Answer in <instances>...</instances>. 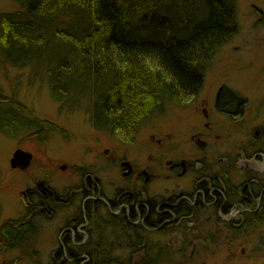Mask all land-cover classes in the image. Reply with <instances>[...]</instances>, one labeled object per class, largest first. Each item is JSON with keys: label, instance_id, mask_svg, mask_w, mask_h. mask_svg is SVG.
<instances>
[{"label": "rangeland", "instance_id": "obj_1", "mask_svg": "<svg viewBox=\"0 0 264 264\" xmlns=\"http://www.w3.org/2000/svg\"><path fill=\"white\" fill-rule=\"evenodd\" d=\"M231 1L235 7L237 27L204 72L201 88L194 100L196 110L190 104L167 106L146 119L135 135L123 141L115 139L91 119L93 92L90 86L73 80L70 84L75 85L69 93L61 96L54 94L51 83L53 73L49 69L55 66L54 61L60 57L49 64L44 56L51 49L56 51L57 56L65 52L75 55V48L70 46V51L68 47H61L60 41L50 39L49 47L41 49L39 60L23 59L16 63L7 57L5 49L0 46V95L4 102L19 103L26 112L24 115L31 117L35 123H48L47 127H31L24 131H21L24 125L19 124V127L9 131L14 133L12 135L0 133V264H51L58 232L64 225V218L67 220L80 204V190L86 179L100 180L106 195L111 198L119 195L122 188L136 186V181L125 178L126 174L123 175V170L118 167L116 162L121 157L130 159L135 168L148 170L155 175L146 186V191L153 197L155 189L167 188L171 182L167 177L171 158H184L181 155L188 152L189 158L184 159L194 161L200 159L202 154L238 151L241 157L238 166L243 170L238 173L240 180L251 176L250 167L264 171L263 162L256 159L246 161L242 157L244 150H256V146L261 144L252 138L255 131L259 132L257 140H264V0ZM200 6L197 12L200 8L203 10V5ZM18 10L13 0H0V14ZM72 14L59 16V23L67 25L69 18L75 20V30L81 32L84 21L88 19ZM202 14L203 11H200ZM149 26L142 30H152L153 20ZM50 46L53 47L50 49ZM71 54L70 66L74 69L75 58ZM220 89L233 91L245 102L244 116L235 123L213 113L214 98ZM9 103L6 102L7 105ZM3 108L5 110L6 107L0 106V109ZM201 109L209 115L208 119L203 120ZM194 118L201 120L198 123ZM206 123L207 128L204 126ZM6 127L7 124L0 119V130H7ZM261 148L264 150V147ZM17 149L32 154L26 169L10 167L9 161ZM113 156L116 160H113ZM174 175L179 179L173 181L172 185L174 182H188L187 174L182 177ZM39 188L59 194L56 196L62 201L55 204L48 202L49 208L55 210L51 218L39 215L28 219L29 212L25 207L26 198L29 197L27 191H37ZM10 220H29L34 233L28 235L30 238L27 241L17 242L8 248L13 242L2 235V228L5 223L10 224ZM230 222L223 223L231 227ZM250 226L246 230L238 227L237 232L232 234L231 230L224 228L221 240H218V250L205 249L207 244L204 240H196L195 244L201 246L200 252L193 255L195 264H264V221L252 222ZM110 231L113 233V229L108 228ZM208 231L211 232L209 226L198 223L194 234L203 238ZM113 234V239H117L121 247L110 250L111 255L117 257L116 261L119 262L130 258L132 264L144 259L147 248L154 252V259H171L173 255L164 248L174 249L181 241L180 236L165 239L164 234L158 236L153 232L150 236L145 233L138 236L139 232H131L133 238L128 246V239L125 240L120 232ZM5 239L7 243L4 244ZM96 243L98 239H93L89 254L106 256L100 254L104 251L94 246ZM89 254L84 257L91 261ZM108 258L112 260L109 255Z\"/></svg>", "mask_w": 264, "mask_h": 264}, {"label": "trees", "instance_id": "obj_2", "mask_svg": "<svg viewBox=\"0 0 264 264\" xmlns=\"http://www.w3.org/2000/svg\"><path fill=\"white\" fill-rule=\"evenodd\" d=\"M13 1L19 10L0 14V46L5 49L7 57L16 63L23 59L39 60L41 49L49 45L50 39L60 41L59 45L70 51V46L75 48V55L65 52L57 56L50 46L51 50L44 56L49 64L60 57L49 69L53 73L54 94L69 93L75 85L70 84L73 80L87 84L93 92L95 124L108 134L124 139L133 136L149 114L154 112L155 116L167 106L187 104L201 88L210 61L231 39L237 27L231 0ZM76 5L89 16L81 32L75 30L76 25L66 29V24L59 23V16L68 17L67 14L73 11L70 8ZM200 5L205 13L197 20L194 14ZM162 7L157 22H154V30L150 29L147 35L137 36L135 29L128 27V19H136L141 26L149 25L150 11ZM74 22L69 18V23ZM70 54L75 58L74 69L70 66ZM139 92H143V99L136 102ZM4 100L0 95V106L6 107L0 109V119L7 124V130L1 129L0 133L12 135L14 133L9 131L19 124L24 125L21 131L47 127V122L35 123L31 117L25 116L26 112L19 103L6 101L7 105ZM245 191L243 188L242 192ZM108 222L115 225V232L122 233L125 240L131 235L126 225L115 222L110 216ZM134 232L144 233L142 228ZM107 238L108 243L104 244L99 235L96 238L98 243L94 244L104 251L100 254L106 256L97 254L98 259L97 255L89 254V264H121L122 261H116L118 258L110 253L121 245L117 240L113 242L112 234L109 233ZM132 244L135 247L137 241L135 246L134 242ZM146 253L147 258L135 264H149L154 252L147 248ZM157 259L154 264L159 262ZM165 263L170 264V261ZM125 264H132L131 259Z\"/></svg>", "mask_w": 264, "mask_h": 264}, {"label": "flooded vegetation", "instance_id": "obj_3", "mask_svg": "<svg viewBox=\"0 0 264 264\" xmlns=\"http://www.w3.org/2000/svg\"><path fill=\"white\" fill-rule=\"evenodd\" d=\"M243 103L245 102L240 100V97L233 91L220 89L214 98L213 113L223 117L226 121L235 123V120L244 116L245 105ZM190 105H193L196 110L194 102ZM201 111L203 120L208 119L209 115L204 109ZM194 119L198 123L201 120ZM204 126L207 128L208 124ZM259 129L263 130L262 127ZM256 136H259L258 131L254 132L252 138L256 139L254 141H259L262 146L261 144L256 146V150H244L245 155L242 157L246 161L259 160L264 165V150L261 148L264 147V140H257ZM181 156L189 158L190 152ZM196 157L197 155L193 158ZM199 157L201 158L194 161L178 158V156L171 158L170 174L167 176L168 181L171 180V182L167 188L154 190V203L151 206L142 200L143 194H150L146 191V186L155 176L148 170L137 169L132 165L130 174L124 177L134 179L136 186L131 189H120L119 195L113 198L106 195L100 180L87 177L88 179L82 184L80 190L82 196L80 204L77 205V209H74L77 212L73 211L69 220L63 221L64 225L58 232L55 246L58 262L87 261V257L79 259L74 257L89 254L92 240L99 235L103 237L102 243L107 244L109 233L112 234V239L115 235L113 233L119 234L115 232V225L108 222L109 216L115 222H121L125 214L127 219H135L136 226L142 229L154 226V235L164 234L165 239L180 236L181 241L174 249L164 248L171 252L172 258L157 259L164 264L166 261H170V264H195L193 255L200 252L201 246V244H195L196 240H204L205 245L207 244L205 249L210 247L212 250H218L217 245H220L218 240H221L224 228L231 230L232 234L237 232L238 227L246 230L251 227L252 222H263L264 176L261 178V175H264V171L250 167L251 176L242 177L240 180L238 173L243 170L238 166L241 158L238 151H231L228 154L220 152L202 154ZM113 160H116L114 156ZM123 161H125L124 157L117 159L120 167ZM122 170L124 175L127 169ZM174 174L181 177L187 174L188 182L186 180L182 184L174 182L172 185L173 181L179 179ZM243 188H246L245 193L242 192ZM38 190L27 191V197H29L26 198L25 207L29 212L28 219L42 214L51 217L55 210L49 208L48 202L55 204L62 201L59 196H56L59 194L55 195L50 189L39 188ZM43 195L51 199L47 200ZM228 221H231V227L223 223ZM25 223L30 225L29 220ZM198 223L209 226L211 232L208 231L203 238L194 234ZM108 228L113 229V233L108 232ZM128 238H132V235ZM6 239L4 244L7 243ZM116 240L113 239V242ZM212 242L215 244L211 245Z\"/></svg>", "mask_w": 264, "mask_h": 264}, {"label": "bare ground", "instance_id": "obj_4", "mask_svg": "<svg viewBox=\"0 0 264 264\" xmlns=\"http://www.w3.org/2000/svg\"><path fill=\"white\" fill-rule=\"evenodd\" d=\"M80 5H82V3L80 4ZM83 6V5H82ZM164 7V6H163ZM163 7L162 8H160V9H158V11L157 10H152V11H150V15H149V21H152L153 20V22H157V20H158V18H159V14H160V12L163 10ZM199 7H201V6H199ZM70 10H73V11H70V12H72V13H74V14H76V15H78V16H81V17H85V18H88L89 16H88V14H87V12H85V10H83L80 6H78V5H76L75 7H72V8H70ZM200 11H203V13H205V10H201V8H200V10L197 12H195V19H197V20H200L201 19V15H200ZM133 13L135 12L136 13V10L135 11H132ZM155 14V15H154ZM203 15V14H202ZM147 16H148V14H147ZM22 17V16H21ZM72 23H68L67 24V28L66 29H69L70 28V26H74L75 25V23H73L72 25H71ZM126 25V24H125ZM127 25H128V27L130 28V29H135V31H136V34H137V36H141V35H147V31H144V30H142V29H144L145 27L146 28H148V27H150L149 25H146V26H144L143 24H142V26H141V24L139 25V23L137 22V20L136 19H128V21H127ZM127 25H126V27H127ZM63 29H65V28H63ZM140 34V35H139ZM143 92H139L138 94H137V96H136V98H135V101L136 102H138L139 100H142L143 98ZM196 99V95H194V97H192V99L187 103V104H190V103H192V102H194V100ZM93 112V111H92ZM154 116V112L153 113H151V114H149V116L146 118V119H148V118H150V117H153ZM91 119L93 120V121H95L96 120V118H95V116H94V114H92L91 115ZM145 119V120H146ZM138 131H136L135 132V134L137 133ZM134 134V135H135ZM111 136H113L115 139H117V140H119V141H123V139L124 138H122V137H118V136H116V135H111ZM29 153V152H28ZM32 155V154H31ZM125 158V161H123V163L121 164V167L119 166V162H116L117 163V165H118V167L119 168H121V170L122 169H127V170H125V174L126 175H129L130 174V170H131V167H132V165H134L133 164V162L130 160V159H128V158H126V157H124ZM62 166V165H61ZM60 166V167H61ZM108 196V195H107ZM109 197V196H108ZM111 198V197H110ZM142 200H143V202L145 203V204H147L148 206H151L153 203H154V197L152 196V195H150V194H143L142 195ZM72 215V214H71ZM70 215V216H71ZM42 217L43 216H45V215H41ZM70 216H69V218H70ZM46 218H51V217H47V216H45ZM152 217L154 218V214L152 215ZM69 218L67 219V220H69ZM65 220H66V218H64ZM10 224H9V222H7V223H5L4 225H3V228H2V235L4 236V237H7V238H9V239H11L12 240V242L13 243H20V242H25V241H27L30 237H28V235L29 234H33L34 232L32 231V228L30 227V225H29V223H25V222H21V221H18V220H10ZM121 224H123V225H126L127 226V229L130 231V232H134L135 230H138V229H140V227L139 226H136L137 225V221L135 220V219H133V218H130V219H127L126 217H125V214H123V219H122V221L120 222ZM24 227H26V228H24ZM153 229H154V226H150V227H147L146 229H143V231H144V233H145V235L146 236H150V235H152V233H153ZM140 233L141 232H139V235H140ZM138 235V236H139ZM128 239V240H127ZM126 240L128 241V243L129 244H131V242H132V238H127ZM56 250V249H55ZM53 251L52 252V256H51V261L53 262V263H57L58 262V260H57V256H58V254H56L55 252L56 251ZM147 255V253L145 252V257H147L146 256ZM79 256H82V255H76L74 258H81V257H79ZM144 257V259H146ZM82 258H86V256L84 257V256H82ZM88 260V259H87ZM143 260V259H142ZM124 261V260H123ZM121 262V264H125V261L124 262ZM81 262H83V261H81ZM81 262H79V261H74V263L75 264H81ZM85 263H83V264H89V262H87V261H84ZM149 264H154V258L151 260V261H149Z\"/></svg>", "mask_w": 264, "mask_h": 264}, {"label": "water", "instance_id": "obj_5", "mask_svg": "<svg viewBox=\"0 0 264 264\" xmlns=\"http://www.w3.org/2000/svg\"><path fill=\"white\" fill-rule=\"evenodd\" d=\"M31 159L32 155L30 153L17 149L12 154L9 164L12 169L19 168L23 170L29 166ZM62 169H64V167H62Z\"/></svg>", "mask_w": 264, "mask_h": 264}]
</instances>
